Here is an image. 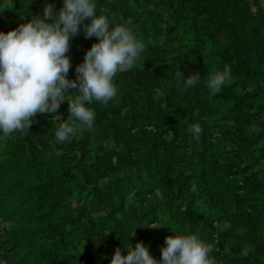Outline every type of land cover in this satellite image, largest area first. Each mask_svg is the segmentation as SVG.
<instances>
[{"label": "trees", "instance_id": "obj_1", "mask_svg": "<svg viewBox=\"0 0 264 264\" xmlns=\"http://www.w3.org/2000/svg\"><path fill=\"white\" fill-rule=\"evenodd\" d=\"M5 1V33L42 16L46 3L63 6ZM94 2L111 26L133 27L146 50L114 77L116 98L86 105L92 130L60 143L63 120L38 114L29 130L0 131V216L14 223L4 234L13 259L110 264L117 247L127 255L140 241L159 260L165 237L183 234L214 244L216 264H264V0ZM95 42L72 38L69 79ZM225 65L231 82L210 96L206 80ZM178 68L200 80L184 90ZM57 114L67 119V101ZM196 123L198 140L187 131ZM245 246L254 248L247 257Z\"/></svg>", "mask_w": 264, "mask_h": 264}, {"label": "clouds", "instance_id": "obj_2", "mask_svg": "<svg viewBox=\"0 0 264 264\" xmlns=\"http://www.w3.org/2000/svg\"><path fill=\"white\" fill-rule=\"evenodd\" d=\"M81 32L85 39L96 37L98 42L91 45L83 62L76 65V79L72 80L68 78L72 67L68 53L72 38ZM145 50V43L133 27L128 23L111 26L108 17L97 14L94 0H63L58 10L54 4L46 3L42 16H33L7 33L0 32V131L8 136L29 130L38 114H55L63 120L55 131L60 143L70 142L84 130H92L96 114L86 105L97 101L107 106L116 98L114 77L138 66ZM175 77L184 90L200 80L198 72L185 77L180 68ZM230 82L231 70L225 65L223 70H214L208 76L205 86L210 96H215ZM69 93L71 99L67 98ZM65 101L67 119L57 114ZM187 131L198 140L203 129L196 123ZM215 226L221 232L231 227L230 223ZM214 247L196 235L175 234L165 237L159 260L138 241L134 248L131 244L126 247L127 255L117 247L110 264H216L210 258ZM253 251V247L245 246L240 255L247 257Z\"/></svg>", "mask_w": 264, "mask_h": 264}, {"label": "flooded vegetation", "instance_id": "obj_3", "mask_svg": "<svg viewBox=\"0 0 264 264\" xmlns=\"http://www.w3.org/2000/svg\"><path fill=\"white\" fill-rule=\"evenodd\" d=\"M3 197V196H2ZM4 199V197L2 198V200ZM1 201V200H0ZM2 221L0 222V229H5L2 231V235L0 236V247H2L0 249V253L4 252L5 250H7V255L6 257H4L2 260H1V263L0 264H6L8 261L10 262V264H24V261L23 260H19L18 262H15V260L13 259V256H12V252L14 251L16 245L13 244V245H7L6 244V240H5V237H4V234L5 232L7 231L6 228L3 227L2 223L4 221H7V218L5 217H2ZM14 246L13 250H10L12 247ZM23 259V257L21 258Z\"/></svg>", "mask_w": 264, "mask_h": 264}, {"label": "rangeland", "instance_id": "obj_4", "mask_svg": "<svg viewBox=\"0 0 264 264\" xmlns=\"http://www.w3.org/2000/svg\"><path fill=\"white\" fill-rule=\"evenodd\" d=\"M5 3H6V7H10V5L13 6V5H12L13 2H12L11 0H6ZM40 13H43V8L40 9ZM3 18H5V16L0 14V20H3ZM2 139H4V136L2 137ZM2 149H3V143L0 142V151H1ZM2 225H3L4 228H6V230H8V229H10L11 227H13L14 223L11 222V221H9V220H7V221H4V222L2 223ZM158 229H159V227H157V228H151V231H157ZM21 258H22V255L18 253V254L16 255V257H15V262H18L19 260H20V261L23 260V259H21Z\"/></svg>", "mask_w": 264, "mask_h": 264}, {"label": "water", "instance_id": "obj_5", "mask_svg": "<svg viewBox=\"0 0 264 264\" xmlns=\"http://www.w3.org/2000/svg\"><path fill=\"white\" fill-rule=\"evenodd\" d=\"M2 192L0 191V200H2ZM2 221V218L0 217V222ZM5 230V229H0V236L2 235V231ZM2 247H0L1 249ZM14 246L10 249V250H13ZM7 255V250H5L4 252L0 253V263H1V260L6 257ZM6 264H10V262L8 261Z\"/></svg>", "mask_w": 264, "mask_h": 264}]
</instances>
